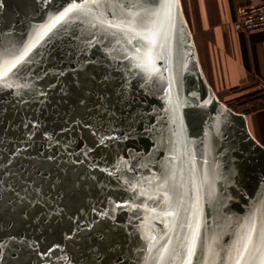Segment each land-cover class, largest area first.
Instances as JSON below:
<instances>
[{
    "label": "water",
    "instance_id": "1",
    "mask_svg": "<svg viewBox=\"0 0 264 264\" xmlns=\"http://www.w3.org/2000/svg\"><path fill=\"white\" fill-rule=\"evenodd\" d=\"M70 2L0 0V264H158L160 236L181 234L160 215L166 166L200 221L193 264H235L241 226L255 219L254 244L264 229V152L206 85L178 14L161 10L168 43L149 75L131 55L139 38L94 18L110 8L70 14L35 43Z\"/></svg>",
    "mask_w": 264,
    "mask_h": 264
},
{
    "label": "crops",
    "instance_id": "2",
    "mask_svg": "<svg viewBox=\"0 0 264 264\" xmlns=\"http://www.w3.org/2000/svg\"><path fill=\"white\" fill-rule=\"evenodd\" d=\"M264 0H168L188 33L198 69L215 97L244 122L264 152V30L247 33L237 12Z\"/></svg>",
    "mask_w": 264,
    "mask_h": 264
},
{
    "label": "snow or ice",
    "instance_id": "3",
    "mask_svg": "<svg viewBox=\"0 0 264 264\" xmlns=\"http://www.w3.org/2000/svg\"><path fill=\"white\" fill-rule=\"evenodd\" d=\"M101 8H110L112 19H108L105 13L94 16L96 21L102 25L106 31L116 29L121 31L129 39V43L133 39L139 38L140 48L131 54L133 59L138 62V66L143 68L145 72L151 75L155 71V59L163 58L165 46L168 43L169 30L165 27V20L161 17V10H168L170 18V3H160L159 5L149 4L147 7L142 6L139 0H130L127 4L120 2L117 4H102L101 0H72L62 12L53 17L48 25L41 27L36 32L35 43L39 42L42 35H46L48 31L54 28L61 21L70 18V14L80 18L81 16H92L100 11ZM122 9L121 13H117L116 9ZM104 17V18H101ZM115 33H113L114 35ZM35 43L26 44L18 55L12 56L10 59L5 58L4 65L6 71H11L21 61L25 60ZM171 104V100H170ZM174 111V109H171ZM165 167V171L156 179L160 181L157 184L155 192L159 195L163 192V200L161 205L164 211L160 214L164 219V223L170 225L169 230L174 231L177 226L181 229V234L176 237L175 243L173 238L165 231L160 239H167V243L158 253V264H164L166 260L174 262V264H193V258L197 253V247L200 239V221L195 218V213L189 212V205L185 203V196L176 192L175 185H170L169 181L173 178ZM153 213L156 209H151ZM159 218V216L157 217ZM186 229V231H184ZM242 234L236 239V244L241 240L243 243V251L237 253L238 259L235 264H252L257 253H260L259 264H264V229L260 233V242L253 243V234L256 231L255 219L252 221L250 229L245 230V226H241ZM156 237L150 239V246H154L152 241ZM247 254V260L245 256ZM147 264V262H145Z\"/></svg>",
    "mask_w": 264,
    "mask_h": 264
},
{
    "label": "built area",
    "instance_id": "4",
    "mask_svg": "<svg viewBox=\"0 0 264 264\" xmlns=\"http://www.w3.org/2000/svg\"><path fill=\"white\" fill-rule=\"evenodd\" d=\"M237 24L247 33L264 30V1L239 7Z\"/></svg>",
    "mask_w": 264,
    "mask_h": 264
}]
</instances>
